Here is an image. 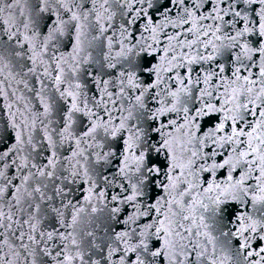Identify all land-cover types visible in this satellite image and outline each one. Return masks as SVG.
Segmentation results:
<instances>
[{
    "label": "snow or ice",
    "instance_id": "obj_1",
    "mask_svg": "<svg viewBox=\"0 0 264 264\" xmlns=\"http://www.w3.org/2000/svg\"><path fill=\"white\" fill-rule=\"evenodd\" d=\"M113 2L126 16L135 0ZM139 3L118 36H105L108 0H40L28 31L5 30L27 45L28 72L50 44L71 51L52 58L63 104L43 105L61 113L56 138L45 126L37 140L35 121H9L14 143L0 135V264H264V243L248 250L264 242V0ZM45 13L55 19L38 42ZM73 185H87L83 203Z\"/></svg>",
    "mask_w": 264,
    "mask_h": 264
},
{
    "label": "water",
    "instance_id": "obj_2",
    "mask_svg": "<svg viewBox=\"0 0 264 264\" xmlns=\"http://www.w3.org/2000/svg\"><path fill=\"white\" fill-rule=\"evenodd\" d=\"M48 2L52 3L54 0H48ZM65 2L71 4L76 2V0H65ZM4 3L12 4L13 6L11 9H5L3 12H0V56L6 58L0 60V93H3L0 94V135L4 136L7 144L14 143L15 131L8 127L9 121L14 120L16 123L25 121L30 126V129L32 122L35 121V132L33 134L37 140L41 139L45 126H47L49 132L53 134L54 138H56L55 133L52 130L58 129L62 126L60 123L62 119L61 113L56 110V107L57 104H63V101H59L58 93L55 90L54 77L56 72L55 63L52 58L55 57L56 59H59L61 53L71 51V43L65 38L62 44L58 46V50L50 44L46 55L43 57L44 65L41 66L38 62L36 72H28V69L32 67V62L28 59L30 53L27 52V45L25 44L24 48H19L17 38L14 37L12 40H9L5 30L7 29L13 33L28 31L25 29L24 25L29 23L30 20L36 18L40 0H0V5H3ZM99 3H103V0H97V5H99ZM108 5H111L109 12L102 14L107 16L112 12H116V15L111 21L112 27L108 29L105 36H113L114 33L118 36L121 23L128 19H132L135 14V9L141 7L139 0H135L132 11L124 16L121 15V12H127V9L117 10L113 0H108ZM108 5H106V7ZM89 6H91L90 3ZM60 11L61 18H67V16L70 15V13L64 12L63 9ZM43 16L44 18L39 25L41 35L38 38V42L43 41V33L47 32L46 25L51 23V19H55V17L50 18L48 13L43 14ZM8 18L11 19V23L5 24L4 20ZM89 20L92 21L93 18L89 17ZM141 23L142 21H138L135 24L128 25L136 36H139ZM105 27H107V22H105ZM85 31L87 32V41H91L93 33L87 29ZM28 34H31V32H28ZM148 35V33H145V36ZM134 42L135 41H133V43ZM157 47L159 48V45ZM89 50L93 51L95 57L96 52L99 51V42H93L92 49ZM16 52H20L21 56L17 57L15 55ZM160 55L159 50L156 53L157 58H159ZM5 64H7L8 67H5ZM45 67H49L51 76L44 75ZM89 87L91 88V85ZM61 90H63V86H61ZM92 91H94V89ZM92 91H89L88 94L92 95ZM110 91H115V89L110 88ZM53 101H56L57 104H53L52 111L45 115L43 105L52 103ZM9 105L11 107H9ZM116 114L118 115V113ZM8 136H11L12 139H7ZM3 148L4 145L0 144V151H2ZM66 148L67 145H65V148L61 149V151L65 152ZM13 172H15L14 166L9 169L10 177ZM0 183H2V181H0ZM13 183H19V181L16 180ZM72 188L74 193L73 203H76L77 199L83 203V189L87 188V185H84L83 188L73 185ZM93 202L96 203V201ZM26 207L27 205H25V208ZM3 210L7 212V207L5 206ZM17 215L20 214L17 213ZM84 215L85 220L87 221L89 210H86ZM97 215L101 218L103 217V214L98 213ZM84 226L86 225H82V227ZM2 231L3 229H0V232ZM24 231L27 232V226H25ZM102 231L103 228L97 232V235H100ZM18 236L19 232H16L15 236H13L12 233H9V239L16 246H19L21 243V241L17 239ZM0 239H3V237H0ZM24 243H28L27 237H25ZM3 251H7V249H3ZM19 264H25L23 255L19 258Z\"/></svg>",
    "mask_w": 264,
    "mask_h": 264
}]
</instances>
